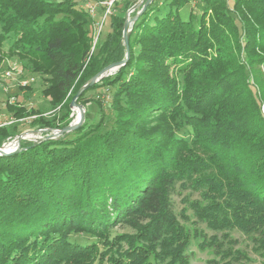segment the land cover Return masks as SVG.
Returning a JSON list of instances; mask_svg holds the SVG:
<instances>
[{
    "label": "trees",
    "instance_id": "obj_1",
    "mask_svg": "<svg viewBox=\"0 0 264 264\" xmlns=\"http://www.w3.org/2000/svg\"><path fill=\"white\" fill-rule=\"evenodd\" d=\"M138 1L115 0L91 53L79 2L0 0V56L41 78L54 113L6 105L13 122L69 125L79 88L125 58ZM128 45L125 65L77 99L79 128L0 156V264H190L191 239L230 264L242 258L232 231L264 255V0H153ZM187 210L214 234L190 231Z\"/></svg>",
    "mask_w": 264,
    "mask_h": 264
},
{
    "label": "rangeland",
    "instance_id": "obj_2",
    "mask_svg": "<svg viewBox=\"0 0 264 264\" xmlns=\"http://www.w3.org/2000/svg\"><path fill=\"white\" fill-rule=\"evenodd\" d=\"M74 1L79 2L80 5H85L87 3L95 7V15L90 17L87 14L90 17L89 31L92 39V53L96 44L104 38L106 32L108 31V26H106L108 22L107 18L102 25L97 40L95 39L96 34L99 31V27L97 24L100 23L103 13L105 11L104 4L109 0ZM140 1H138L137 4H139ZM188 10V6L184 7L181 11V15L186 17ZM5 72H10V76L8 78L3 77V73ZM43 87L44 86L41 82V78L36 75H32L31 73H29V71L24 69L23 63L20 62L17 58L0 56V126H9L12 125V123H15L14 125L16 126V132L14 137L8 140L5 143L6 145L12 144L16 147L14 143L15 137L21 134H26L29 131L42 130L34 129L31 127L30 121L34 119L35 116L24 117L22 119L17 120L16 122H13L14 118L12 117L11 113L6 109V105H11L14 107L23 106L26 108H32L31 110L37 109L38 111H40V116H42L43 118L49 120L52 118V115L54 113L48 107V100L41 95V90L43 89ZM95 96V92H90L87 94V98L93 99ZM72 115L73 118L71 119V122L75 120V113L71 114L69 118H71ZM46 134L47 132H44L32 135L30 137L26 136L25 138L31 141L45 137ZM181 198L182 196L173 197L174 211L176 214H178L184 207L183 203L181 202ZM186 215H188L189 217V222L188 224H186V226L189 228L190 231H192L194 227H197L199 230L203 231L208 237L214 234L211 231L207 230L203 224L193 225L192 223H195V219L193 218L191 211L187 210ZM229 236L232 240L235 241V244L233 245V251H239L240 255H242L241 259H237L236 261H233L230 264H264V255H259L256 252L255 246L253 245L250 236L244 235L237 231L230 232ZM73 240L80 244L93 241V239L86 236H73ZM187 253L190 256V264H225V262H222L220 258L214 254L212 249L201 250L199 248V240H190V244L187 248Z\"/></svg>",
    "mask_w": 264,
    "mask_h": 264
},
{
    "label": "water",
    "instance_id": "obj_3",
    "mask_svg": "<svg viewBox=\"0 0 264 264\" xmlns=\"http://www.w3.org/2000/svg\"><path fill=\"white\" fill-rule=\"evenodd\" d=\"M153 0H141L139 4H135L131 7V9L128 11L127 15H126V20L123 24V30H122V41H123V46H124V50H125V58L117 63H113L108 65L107 67L103 68L100 72H98L94 77H92L87 83H85L83 86H81L79 88V90L76 92V94L73 96L71 102H70V109L72 110L73 113H75V120L72 121L69 125H67L66 127L62 128V129H42V130H35V131H29L26 134H21L17 137H15L14 139V143L16 145V147L11 150V151H5L4 147L6 144H3L0 147V156L1 157H6V156H10L13 154H16L18 152L21 151L20 148V144L22 140H27L30 141L29 139L25 138L26 136H32L35 134H40V133H44L47 132V134L45 135V137L39 138V139H35V140H31L32 142L36 143H40L44 140H48V139H56L64 134H68L74 130H76L77 128H79L83 122H84V118H85V112L82 108V106H80L79 104H77V99L80 97V95L88 88L92 87L95 83H97L100 79L110 75L111 73L115 72L117 69H119L120 67L124 66L125 63L128 61L129 59V45H128V40H129V35H130V27L133 23H135V21L138 19V17L144 12V10L146 9V7L152 2ZM140 11L136 13V15L134 17L129 18V14L138 9L139 7Z\"/></svg>",
    "mask_w": 264,
    "mask_h": 264
},
{
    "label": "built area",
    "instance_id": "obj_4",
    "mask_svg": "<svg viewBox=\"0 0 264 264\" xmlns=\"http://www.w3.org/2000/svg\"><path fill=\"white\" fill-rule=\"evenodd\" d=\"M74 1V0H73ZM114 2H115V0H109L108 2H106L105 4H104V6H105V11H104V13H103V16H102V19H101V21H100V23H98L97 25H98V27H99V31L97 32V34H96V37H95V39L97 40V38H98V36H99V32H100V30H101V28H102V25H103V23H104V21L111 15V13H112V6L114 5ZM89 3V2H88ZM81 7L84 9V11L90 16V17H92L93 15H95V12H94V9H95V7L93 6V5H90V4H85V5H81ZM10 76V72H5V73H3V77H5V78H8ZM262 112H263V114H264V108H262Z\"/></svg>",
    "mask_w": 264,
    "mask_h": 264
},
{
    "label": "bare ground",
    "instance_id": "obj_5",
    "mask_svg": "<svg viewBox=\"0 0 264 264\" xmlns=\"http://www.w3.org/2000/svg\"><path fill=\"white\" fill-rule=\"evenodd\" d=\"M15 148V146L14 145H12V144H7V145H5V147H4V150L5 151H11V150H13Z\"/></svg>",
    "mask_w": 264,
    "mask_h": 264
}]
</instances>
